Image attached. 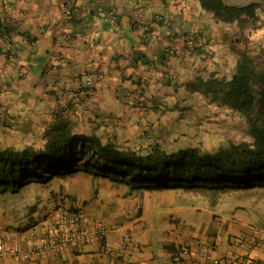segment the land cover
I'll use <instances>...</instances> for the list:
<instances>
[{
  "label": "crops",
  "instance_id": "crops-1",
  "mask_svg": "<svg viewBox=\"0 0 264 264\" xmlns=\"http://www.w3.org/2000/svg\"><path fill=\"white\" fill-rule=\"evenodd\" d=\"M237 34L236 25L215 19L199 0H0V132L49 125L72 130L70 121L79 132L126 129L125 138L135 140L139 125L167 124V116L217 103L199 81L224 75L220 70L232 57L228 47ZM203 43L212 45V59L202 57ZM91 181L84 215L90 225L107 229L104 244L118 249L134 227L123 257H107L102 243L94 242L29 258L0 257V264H243L247 253L231 238L264 231L253 226L248 211L218 215L217 199H185V190L177 189L125 203L101 187L95 195ZM15 212L0 209V247L15 243L3 239L14 232L22 248H42L59 212L39 215L26 231L11 229L18 226ZM174 215L181 218L178 226L169 222ZM199 245L205 247L200 254ZM170 247L192 252L174 261ZM248 258L264 264V238Z\"/></svg>",
  "mask_w": 264,
  "mask_h": 264
},
{
  "label": "trees",
  "instance_id": "trees-1",
  "mask_svg": "<svg viewBox=\"0 0 264 264\" xmlns=\"http://www.w3.org/2000/svg\"><path fill=\"white\" fill-rule=\"evenodd\" d=\"M199 2L202 9L224 24L259 19L256 5L239 8L226 5L224 0ZM199 84L211 101L247 121L252 142L230 145L215 153L200 154L190 148L168 153L156 146L141 154L111 142L102 143L93 135L72 134L67 127H54L47 132L41 149L0 148V194H17L32 183L47 184L56 177L79 172L123 184L130 193L264 189V69L257 67L249 54L242 53L229 80L212 79ZM78 163L82 169L76 167ZM169 249L173 260L179 261L178 249Z\"/></svg>",
  "mask_w": 264,
  "mask_h": 264
},
{
  "label": "rangeland",
  "instance_id": "rangeland-1",
  "mask_svg": "<svg viewBox=\"0 0 264 264\" xmlns=\"http://www.w3.org/2000/svg\"><path fill=\"white\" fill-rule=\"evenodd\" d=\"M224 2L228 6L239 8L256 5V13L259 19L257 22L245 21L232 24V26L236 25L238 30L237 36L234 37V44L228 47L229 54L232 57L229 56L223 61L224 70L220 71L224 72V75L221 74L219 77L213 76V78L211 76L209 80H229L236 70L238 57L242 53L249 54L254 58L257 67L264 69V0H224ZM207 45L211 50L210 54L204 58L212 59L215 52L212 49V45L209 43ZM219 63L222 62L220 61ZM254 90L256 93L259 91L257 86H255ZM165 120L166 122L168 121L167 124L153 123L145 128L139 125V128H143L142 134L140 137L137 136L135 140H132L133 138H125L128 136L125 133L126 129L120 132L112 131L105 133L97 131V133L88 131L79 132L77 125L70 121L67 122H69L70 128H72L70 130L72 134L93 135L102 143L111 142L118 147L141 154L151 151L156 146L168 153L187 148L195 149L200 154L215 153L230 145H239L253 141L252 132L247 121L238 113L229 110L218 102L213 104L207 101L205 105L200 108L197 107V109H191L186 115L176 113L173 117L167 116ZM49 130H51V125L47 126L44 130L34 127L20 132H0V148L24 149L34 147L41 149L44 147L45 137ZM76 167L82 169L83 166L78 163ZM94 177L88 173L79 172L69 177H56L47 184L32 183L17 194H12L11 192L0 194V209L4 210L8 215L17 211L14 217L18 226H11V229L19 231L38 224V220H40L38 219L40 218L39 215L43 213L48 214L51 209L54 212L62 210L74 212L76 210L82 214H86L84 209L90 206V181ZM98 178L102 180L100 182L98 180L91 181L92 189H95V195L98 194L101 187L102 190L108 192L107 195L112 197L113 201L123 199L125 203H129L130 201L128 200L133 198L132 202L137 203V201L145 199L146 194L153 192L142 190V192H138L139 194H133L125 188L113 184L111 180L106 181L103 177ZM191 192L184 191L180 197H185V199L192 197L198 199H217L218 204L214 207L213 211L221 216H229L237 212L244 214L248 211L249 215L252 216L251 223L253 226L264 230L263 188L216 192L196 190L193 193ZM183 206L189 207L188 205ZM137 211H139V214L142 213V210ZM87 217L89 218V216ZM87 217L86 219H88ZM169 220L170 223L176 226L182 222L181 218L176 215L171 216ZM88 223L90 224V219Z\"/></svg>",
  "mask_w": 264,
  "mask_h": 264
},
{
  "label": "built area",
  "instance_id": "built-area-1",
  "mask_svg": "<svg viewBox=\"0 0 264 264\" xmlns=\"http://www.w3.org/2000/svg\"><path fill=\"white\" fill-rule=\"evenodd\" d=\"M190 49L195 48L194 43L191 41L189 45ZM201 55L206 58L208 54H210L211 48L207 45V43H203L200 45ZM90 84V81L88 82ZM135 102L140 104V100L135 98ZM53 233L49 238L47 243L39 249H24L21 247V243L19 240H14L16 237L14 232H7L3 235V239L6 242L15 241L13 245L8 247H0V257L5 256H18L22 258H29L32 255L40 254H48V253H57L64 250L76 249L82 245H87L94 242L102 243L103 253L107 255V257H123L125 253L130 249L132 244V235L134 233V227H129L126 230L122 238L121 245L118 249L113 250L108 245L104 244L105 237L108 233L107 229L99 224L90 225L85 217L80 211L77 212H67L60 211L57 223L52 224ZM17 234V233H16ZM18 235V234H17ZM264 238V231L257 235H251L246 237L245 235L235 236L231 238V242L238 246L243 247L245 252L247 253V257L244 258L243 264H252L250 260L249 254L251 251L260 246ZM20 239V238H19ZM204 246H198V253L204 252ZM190 248H181L179 251L180 257H188L191 254ZM193 264H196V261H193ZM218 264V263H216Z\"/></svg>",
  "mask_w": 264,
  "mask_h": 264
}]
</instances>
